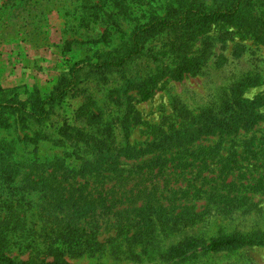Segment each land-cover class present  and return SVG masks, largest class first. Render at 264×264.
Masks as SVG:
<instances>
[{
    "label": "rangeland",
    "instance_id": "rangeland-1",
    "mask_svg": "<svg viewBox=\"0 0 264 264\" xmlns=\"http://www.w3.org/2000/svg\"><path fill=\"white\" fill-rule=\"evenodd\" d=\"M174 1L144 0L142 11L161 13ZM111 2L0 0V86L7 91V99L16 94L36 117L41 113L39 97L62 83H72L69 70L74 64L85 57H92L91 62L117 59L122 50H113L127 37L130 26L124 25V37L115 34L105 46L95 40L108 28L99 20L93 23L94 18L89 17L93 6L106 9ZM137 11L135 16H140ZM153 40L157 43L159 38ZM184 57L192 72H186L180 80L162 78L147 101L139 102L131 93L127 109L138 119L129 134L130 143L143 147L157 133L156 128L178 126L183 121L181 117L188 114L220 119L237 97L257 102L258 124L233 137L214 136L195 142L191 150L218 147L217 156L208 159L206 165H199L201 159L188 158V169L185 161H173L166 163L161 172L150 173L137 169L140 161H124V172L119 177L76 179L73 189L85 186L87 193L101 194L115 210L138 207L148 194H153L167 210L176 208L180 212L193 207L201 220L191 229L180 226L168 234L155 223L145 225L143 221L140 228L132 230L133 241L123 235V226V234L119 235L112 218L99 221L94 225L99 249L82 256L66 254L64 259L69 264H264V246L216 253L202 250L212 238L264 232V44L233 26L215 24L189 44ZM77 75L76 85L46 122L51 131L70 124L86 94L94 96L99 107L105 104L106 89L101 78L89 69ZM7 116L0 121V142L15 140L21 129L24 149L19 147V151L25 153L22 159L32 161L36 157L44 161L70 151L42 139L39 129L28 124V114L19 116L22 122L18 130L6 120ZM24 177L16 181L23 182ZM229 183L234 186H223ZM196 189L205 194L196 198ZM5 192L0 187V201L6 199ZM225 195L232 201H223ZM9 201L13 207H28L41 206L43 200L33 193L12 195ZM31 220L39 223L37 217L26 213L25 223ZM123 221L120 220L122 225ZM29 253L14 250L10 256L27 260Z\"/></svg>",
    "mask_w": 264,
    "mask_h": 264
},
{
    "label": "trees",
    "instance_id": "trees-1",
    "mask_svg": "<svg viewBox=\"0 0 264 264\" xmlns=\"http://www.w3.org/2000/svg\"><path fill=\"white\" fill-rule=\"evenodd\" d=\"M144 3V0H112L106 9L93 6V13L89 15L94 18L92 22L99 20L108 28L95 42L107 46L113 35L125 36L124 25L130 26L127 37L113 50L120 48L121 54L117 59L97 62L85 57L74 64L69 70L72 83H62L50 94L39 97L41 113L36 117H32L35 113L27 110V103L17 99L16 94L7 99V91L0 86V121L7 114L6 120L18 130L22 122L19 116L28 114V124L39 129L42 139L56 147L70 149L49 160L35 157L31 161L22 159L25 153L19 151V147L24 149L21 129L15 140L0 142V187L6 189V199L0 201V264H69L64 259L66 254L82 256L99 249L94 225L110 218L114 220V228L116 225L119 229V235L125 230L123 235L128 241L135 240L132 230L140 228L143 221L145 225L155 223L167 234L180 226L193 228L201 220L193 207L180 212H176V208L167 210L153 194H148L138 207L115 210L101 194L94 196L86 192L85 186L73 189L72 185L77 184L78 178L119 177L124 172V161H140L137 169L150 173L161 172L166 163L173 161H185L188 169L191 167V164L186 165L188 158L201 159L199 165H206L208 159L217 156L218 147L191 150L195 142L214 136L233 137L258 124L257 102L237 97L220 119L188 114L181 117L183 121L178 126L171 124L165 130L156 128L157 133L145 146L130 143L129 134L138 119L127 109H130L131 93H135L139 102L147 101L162 78L180 80L186 72H192L184 57L186 49L212 25L233 26L264 44V0H175L161 13L149 11L148 14L142 11ZM135 9L140 16H135ZM155 38H159L157 43ZM83 69L101 78L106 89L105 104L99 107L95 97L86 94L70 124L49 130L46 122L74 88V80ZM108 107H111L109 111ZM117 131L120 133L116 134ZM22 177L23 182L16 181ZM33 193L35 197H42L41 206L13 207L9 201L12 195L31 196ZM201 194L205 191L196 189L194 196L198 198ZM226 197L223 201H232ZM29 212L39 223L32 220L25 223V214ZM246 246L263 247L264 232L212 238L202 250L216 253ZM14 250L21 253L29 250L30 257L27 260L11 257Z\"/></svg>",
    "mask_w": 264,
    "mask_h": 264
}]
</instances>
